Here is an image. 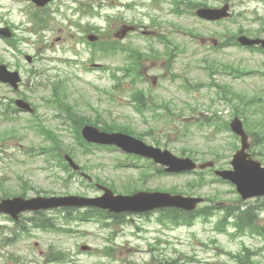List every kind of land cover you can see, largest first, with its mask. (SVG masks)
Returning <instances> with one entry per match:
<instances>
[{
    "label": "rangeland",
    "instance_id": "374dc122",
    "mask_svg": "<svg viewBox=\"0 0 264 264\" xmlns=\"http://www.w3.org/2000/svg\"><path fill=\"white\" fill-rule=\"evenodd\" d=\"M103 1L104 4L99 6L98 11L100 16L90 18L85 14L80 17L84 10L82 14L74 12L75 5L65 0L58 8L59 12L51 15L50 28L47 33L45 32L46 38L43 40L44 45H41V49L36 44L21 45V50L25 54L36 55L38 52L43 54L41 58L46 61L34 64L36 69L52 66L58 68L57 73L54 71L47 73L44 82L49 83L50 79L56 75L57 79L61 78L60 76L66 77L65 87L62 85V103L65 105L69 102L72 106L74 105L73 111L79 115L92 118L96 110L105 120L108 115H111L117 123L131 124L137 133L146 132L150 128L148 124V119H150V126L153 127L151 131L154 133L153 136L147 135L143 138L148 142L147 144L154 145L152 138H155L173 155L184 154V156L204 161L212 159L214 152H217L221 165L215 168L229 169V161L233 154V151H230V143H236L230 138V134L226 132L216 134L213 126H204L203 129L197 130L195 123L191 121L194 117H209L215 111L221 120L231 119V106L212 102L213 92L209 87L210 79L206 66L218 67L221 71L214 74V80L219 84H226L232 92L238 95L252 96L255 93H264V77L260 74V71L264 70L262 67L264 66L263 54L257 51L250 53L234 46L218 49V46L213 48L211 44L212 39L220 38L218 34L227 33L228 30L235 33L240 28L244 31L251 30L256 37L264 39V32H261L264 26L260 20L264 19V3L261 0H195L207 1V4L212 7L220 6L226 1L231 5L237 21H226L217 25L202 22L188 14L175 16L171 13V0H159V3L156 0H141L140 3L133 7L128 6V8L122 5H111L110 0ZM124 2L122 0V3ZM1 5L2 8L6 7L9 10L4 17L5 20L14 25L21 24L23 21L28 22L25 20V14L19 13L21 8L24 10V7L28 6V0H0ZM53 7L54 10L58 4ZM0 14H3L1 9ZM150 15H153L152 18L159 24L158 29L150 27ZM79 17L84 26L99 28L100 40H104L109 35L114 37L112 36L114 32L116 30L119 32L123 24L133 23L140 30H153L151 43L157 47L160 46L159 49L161 45L157 37L161 35L168 37L177 46L169 72L160 60L156 61V64H153L151 60L145 62L143 73L148 78L155 77L156 83L154 88L151 85L149 88L146 83L140 88L144 90L149 103H165L168 106L169 112L175 116V118L169 116L170 123L162 119L154 120L151 113L147 112L145 114L147 128L144 122L134 115L136 113L131 109L132 103L126 95H122L120 100L113 93L111 98L109 97L108 94L113 91L116 84H120L119 90L116 91L119 93L123 84L127 83V80L123 79V73L117 70L121 59L118 54L114 56L97 54L96 59L91 62V48L84 41L86 34L71 25L75 23V20H79ZM27 25L30 26V24ZM228 33L224 38L230 36ZM19 34L21 35V31ZM143 39L131 35L126 42L128 46H141L145 49L147 44ZM1 47L0 44V50H2ZM0 58L6 65L7 61L13 65L6 54H1ZM59 62L67 63L60 64ZM94 65L97 66L94 68ZM224 65H231L239 70L246 69L252 73L249 76L234 79L226 76L222 70ZM19 69L23 78L29 80V69L26 64L19 61ZM112 74L119 79L118 82L113 80ZM172 74L174 77L171 76ZM30 85L28 82L27 87H21V92L35 109L36 116L19 112L9 115V120H4L1 115L4 107L0 106V135L4 137L0 141V192L3 190L11 195L24 192L25 198L65 194L95 197L101 194L96 189L82 184L77 177H74L69 184H65L66 176L59 167L47 169V166L54 164L55 161L45 155H37V149L49 144L35 131L38 127V118L46 128L57 134L62 145L74 148V160L78 164L91 166L87 174L92 179L96 175L107 183L114 181L117 186L130 178L137 180L138 174L134 171L115 167V163L123 159L114 151L95 150L91 154H81L75 145L67 122L63 120L64 114L46 104L45 99L50 98L52 84L40 89L33 87L37 92H31ZM66 93L68 98L65 96ZM0 98H6L5 101H8V98L14 100L17 96L12 97L8 89L0 85ZM2 104L5 105L7 102ZM158 111L165 115L164 110L159 109ZM250 117L260 119L264 126L262 112L251 113ZM31 124L32 126H29ZM250 124L254 125L250 129L251 134L257 136L255 143L262 144L260 148L262 160H258L263 165L264 133L259 131L256 121ZM184 125H188L186 133L183 132L186 127ZM249 141L251 142L250 138ZM193 177L194 175L149 177L144 185H140L143 189L141 191L167 190L173 187L178 190L184 189L186 182ZM212 178L211 173L204 172L206 181L211 182ZM37 193L39 195H36ZM198 194L206 199L211 197L210 195L217 194L222 202H227V204L237 198L233 195L229 185L220 183L207 184L198 191ZM241 202L239 206L245 204L246 207L251 206L255 209L257 218L255 221L259 226H264V198ZM205 204L210 205L209 202ZM227 204L225 206H228ZM47 216L58 217V214L49 212ZM152 217L148 220L128 216L125 218L127 223L120 226L112 223V220H107L109 227H101L97 222L79 225L73 223L71 229L74 233L71 235L62 233L52 235L36 232L31 227H27L29 235L21 236L18 234L15 223L8 220V217L0 215V264H55L50 262L48 255L58 250L66 255L65 262L59 264H136V262L146 264L152 257H168L176 260L178 256H183L181 264L234 263L226 255H218L215 245L210 243L215 239L225 252L233 253L240 249L239 243H234L227 235L214 233L215 219L207 223L197 219L190 229H175L162 227ZM61 228H66V226L63 225ZM242 242L252 249L261 245V242L249 237L243 239ZM81 245L89 246L90 251L80 252ZM150 245H157L158 250H150ZM261 257L256 261L264 264V257ZM185 259H193L198 263Z\"/></svg>",
    "mask_w": 264,
    "mask_h": 264
},
{
    "label": "water",
    "instance_id": "95a60500",
    "mask_svg": "<svg viewBox=\"0 0 264 264\" xmlns=\"http://www.w3.org/2000/svg\"><path fill=\"white\" fill-rule=\"evenodd\" d=\"M199 14L205 18H208V19H218L222 16L221 15L222 12H220V11H214V12L204 11V12H199ZM260 174H261L260 171H254L253 172V170H249L248 172H241L242 177L247 179L253 186V189L251 190L250 194H248V196H259V195L264 194V188H261V185H259L257 182V177ZM233 180H235L237 183L238 191L244 192L245 188L242 186V184L236 179H233ZM65 203H71V200L67 199V200H65ZM36 205H37L36 202H27L26 203L20 199H14L11 201L7 200V201L1 202L0 212H6V213L11 214L13 217H16V215L21 211L39 208V207H34ZM54 205H56V204H54Z\"/></svg>",
    "mask_w": 264,
    "mask_h": 264
},
{
    "label": "trees",
    "instance_id": "16d2710c",
    "mask_svg": "<svg viewBox=\"0 0 264 264\" xmlns=\"http://www.w3.org/2000/svg\"><path fill=\"white\" fill-rule=\"evenodd\" d=\"M163 264H170L169 262H165V263H163Z\"/></svg>",
    "mask_w": 264,
    "mask_h": 264
}]
</instances>
